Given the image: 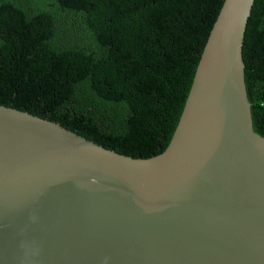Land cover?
Returning <instances> with one entry per match:
<instances>
[{
	"label": "water",
	"instance_id": "water-1",
	"mask_svg": "<svg viewBox=\"0 0 264 264\" xmlns=\"http://www.w3.org/2000/svg\"><path fill=\"white\" fill-rule=\"evenodd\" d=\"M223 0L164 149L133 156L0 103V264H264V135Z\"/></svg>",
	"mask_w": 264,
	"mask_h": 264
},
{
	"label": "trees",
	"instance_id": "trees-1",
	"mask_svg": "<svg viewBox=\"0 0 264 264\" xmlns=\"http://www.w3.org/2000/svg\"><path fill=\"white\" fill-rule=\"evenodd\" d=\"M223 0H0V103L133 156L168 144ZM242 57L264 135V0Z\"/></svg>",
	"mask_w": 264,
	"mask_h": 264
}]
</instances>
